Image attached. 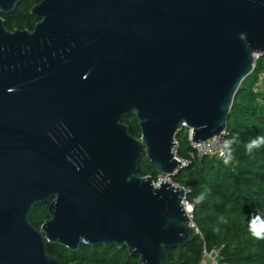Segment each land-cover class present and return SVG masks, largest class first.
Segmentation results:
<instances>
[{
  "label": "water",
  "instance_id": "obj_1",
  "mask_svg": "<svg viewBox=\"0 0 264 264\" xmlns=\"http://www.w3.org/2000/svg\"><path fill=\"white\" fill-rule=\"evenodd\" d=\"M23 1L0 0V264H62L49 244L82 242L165 264L195 235L186 190L139 164L178 176V131L225 133L264 54V0H40L33 30L7 29Z\"/></svg>",
  "mask_w": 264,
  "mask_h": 264
},
{
  "label": "trees",
  "instance_id": "obj_2",
  "mask_svg": "<svg viewBox=\"0 0 264 264\" xmlns=\"http://www.w3.org/2000/svg\"><path fill=\"white\" fill-rule=\"evenodd\" d=\"M38 2L25 0L15 11L4 15L7 29L33 30L37 18L30 10ZM123 122L133 136L141 138L135 115ZM258 136H264V55L255 61L254 70L241 83L229 112L223 141H236L231 146L229 163L218 155L197 156L188 128L176 134V156L188 164L172 181L186 190L195 235L185 246L168 249L165 264H200L205 252L213 250L218 251L217 260L223 264H264V238L253 235V231H264V145L251 152L246 148ZM159 174L143 156L138 175L156 180ZM200 195L203 200L196 203ZM48 207V204L35 207L32 222L37 228L50 218ZM49 252L62 264H140L127 248L92 246L85 242L76 250L50 243Z\"/></svg>",
  "mask_w": 264,
  "mask_h": 264
},
{
  "label": "built area",
  "instance_id": "obj_3",
  "mask_svg": "<svg viewBox=\"0 0 264 264\" xmlns=\"http://www.w3.org/2000/svg\"><path fill=\"white\" fill-rule=\"evenodd\" d=\"M264 55V54H263ZM262 54H256L254 56V59L255 61L260 57V56H263ZM186 128H188L187 126H185ZM189 130V139L191 141V145L193 146L194 150H195V154L199 157H203V156H213V155H218L220 156L221 158L225 159L227 158L226 157V154L224 156H221V152L224 151V149L222 148V143H223V139H224V134H221V135H217L215 137H212L206 141H203V142H199V143H194L193 140H192V137H191V128H188ZM176 147H177V142H176V145H175V154H176ZM177 157V156H176ZM178 158V157H177ZM179 159V158H178ZM184 166H186L188 164V161L187 160H181L179 159ZM163 180H166L172 184L173 181H172V177H170L169 175H166V174H163V173H160L159 176L157 177L156 180L153 181V184L155 187L159 186L161 184V182ZM175 185V184H174ZM187 205H190L188 202H187ZM192 206L190 205V207H188L189 209L191 208ZM189 212V224L190 226H192L194 229H195V223L193 222V219H192V211H188ZM208 254L212 259V263L211 264H223V263H220L218 260H217V255H218V251L216 250H213L212 252L208 253L207 251L205 252V255ZM204 262V261H203ZM205 263V262H204ZM206 264V263H205Z\"/></svg>",
  "mask_w": 264,
  "mask_h": 264
},
{
  "label": "clouds",
  "instance_id": "obj_4",
  "mask_svg": "<svg viewBox=\"0 0 264 264\" xmlns=\"http://www.w3.org/2000/svg\"><path fill=\"white\" fill-rule=\"evenodd\" d=\"M235 140H225L223 141L222 148L224 151L221 152V156L225 155V152L227 153V158L225 159V163H229L231 160V146L233 143H235ZM262 145H264V136H258L255 139L251 140L247 143L246 148L248 152H251L253 149L260 148ZM203 200V195H200L196 197L195 202L201 203ZM253 235L257 238H264V231H253Z\"/></svg>",
  "mask_w": 264,
  "mask_h": 264
},
{
  "label": "rangeland",
  "instance_id": "obj_5",
  "mask_svg": "<svg viewBox=\"0 0 264 264\" xmlns=\"http://www.w3.org/2000/svg\"><path fill=\"white\" fill-rule=\"evenodd\" d=\"M187 207H190V205H186ZM206 264H211L212 263V261H213V259L208 255V254H206L205 255V258H204V260H203Z\"/></svg>",
  "mask_w": 264,
  "mask_h": 264
},
{
  "label": "bare ground",
  "instance_id": "obj_6",
  "mask_svg": "<svg viewBox=\"0 0 264 264\" xmlns=\"http://www.w3.org/2000/svg\"><path fill=\"white\" fill-rule=\"evenodd\" d=\"M176 155V154H175ZM188 210H190V209H188Z\"/></svg>",
  "mask_w": 264,
  "mask_h": 264
},
{
  "label": "flooded vegetation",
  "instance_id": "obj_7",
  "mask_svg": "<svg viewBox=\"0 0 264 264\" xmlns=\"http://www.w3.org/2000/svg\"><path fill=\"white\" fill-rule=\"evenodd\" d=\"M4 16V15H3Z\"/></svg>",
  "mask_w": 264,
  "mask_h": 264
}]
</instances>
